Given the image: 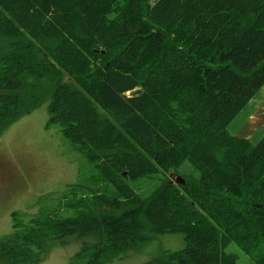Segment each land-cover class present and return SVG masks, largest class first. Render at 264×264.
Here are the masks:
<instances>
[{"label":"trees","instance_id":"obj_1","mask_svg":"<svg viewBox=\"0 0 264 264\" xmlns=\"http://www.w3.org/2000/svg\"><path fill=\"white\" fill-rule=\"evenodd\" d=\"M0 36V126L47 79L48 122L91 166L58 207L14 212L4 263L93 236L66 264H105L148 227L185 245L145 264H240L231 242L264 264V135L227 129L264 84V0H0Z\"/></svg>","mask_w":264,"mask_h":264},{"label":"rangeland","instance_id":"obj_2","mask_svg":"<svg viewBox=\"0 0 264 264\" xmlns=\"http://www.w3.org/2000/svg\"><path fill=\"white\" fill-rule=\"evenodd\" d=\"M9 41L11 39L0 36L3 50L7 49ZM30 83L36 86L32 92L39 96V103L28 113L0 126V237L12 230L14 212L25 220L43 209L58 207L69 187L80 180L79 173L85 178L91 168L86 158L63 136L59 125L48 122L51 82L31 78ZM245 107L227 129L233 135L257 142L264 135V119H250V108ZM167 176L175 182L181 181L173 171ZM155 182L156 178L150 184L143 180L142 187L150 189ZM147 231L148 240L126 249L120 257L105 264H145L164 251H175L185 245L180 232L154 235L148 227ZM82 241L92 243L95 239L93 236L71 237L64 244H52L39 261L28 264H66ZM226 251L235 253L240 264H249L248 256L234 242L228 244ZM4 260L0 252V264H6Z\"/></svg>","mask_w":264,"mask_h":264},{"label":"crops","instance_id":"obj_3","mask_svg":"<svg viewBox=\"0 0 264 264\" xmlns=\"http://www.w3.org/2000/svg\"><path fill=\"white\" fill-rule=\"evenodd\" d=\"M245 106L250 108V119H264V84L260 87L256 94L247 102Z\"/></svg>","mask_w":264,"mask_h":264}]
</instances>
